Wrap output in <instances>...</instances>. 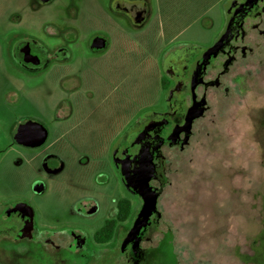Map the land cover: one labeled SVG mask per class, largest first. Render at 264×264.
<instances>
[{
  "label": "rangeland",
  "instance_id": "374dc122",
  "mask_svg": "<svg viewBox=\"0 0 264 264\" xmlns=\"http://www.w3.org/2000/svg\"><path fill=\"white\" fill-rule=\"evenodd\" d=\"M173 1L187 0H161V5L170 6ZM227 1H210L212 22H190L182 16L165 26L149 24L148 40L159 36L161 43H165L177 34L175 43L183 46L185 53L191 48L195 51L196 47H208L221 29L219 16ZM111 2L0 0V199L18 194L33 203L40 199L44 191L34 187L35 173L28 164L41 162L45 155L32 160L30 157L35 154L24 153L23 159L13 149L9 134L20 119L35 116L49 126L48 143L57 140L62 131L60 124L55 125L57 116L63 113L66 85L78 89L74 98L76 117L71 118L70 124L88 114V121L99 120L116 97L118 108L121 104L123 107L119 99L128 95L133 101L128 107L136 109L157 96V70L139 63L146 52L134 44V34L141 29L131 22L119 23ZM187 5L191 12L199 8L195 0H189ZM118 23L122 30L117 29ZM25 35L46 43L53 39L63 41L51 42L54 45L67 44L79 77L75 73L61 84L56 72L28 75L19 69L10 54ZM98 35H105L110 41V53L104 59H93L99 48H92L91 41ZM248 39L253 46L246 58L240 52L226 73L219 68L206 76L214 78L219 71L220 83L208 89L207 108L195 121L189 141L165 151L164 184L161 187L156 182L161 187L159 217L150 233L140 240L142 248H151L148 254L152 253L155 264H264V21ZM66 66L70 71L73 69ZM68 73L67 70L64 75ZM116 84H119L116 93L100 106ZM176 84L171 81L172 88ZM85 88L96 89L98 98L85 99ZM172 91L160 92L158 103L143 111L148 125L164 123L165 112L172 107ZM58 146L69 161L70 173L73 171L68 178L76 186L69 183V187L56 193L60 200L53 195L41 204L40 208L49 211L42 222L56 227L78 226L86 236L85 247L70 253L64 264H130L125 255L130 248L125 247L127 235L142 200L126 190L115 168L120 164L113 163L115 155L85 154L76 162V157L66 153L61 142ZM122 196L132 198L133 216L119 224L113 241L104 245L95 243L93 233L103 220L116 216V203ZM78 199L85 209L96 212L71 213L70 210L78 208ZM63 210L68 212L59 215L57 211ZM36 248V244L29 243L22 251L0 250V264H32V261L36 264ZM133 252L140 256L137 248Z\"/></svg>",
  "mask_w": 264,
  "mask_h": 264
},
{
  "label": "flooded vegetation",
  "instance_id": "af4514ba",
  "mask_svg": "<svg viewBox=\"0 0 264 264\" xmlns=\"http://www.w3.org/2000/svg\"><path fill=\"white\" fill-rule=\"evenodd\" d=\"M195 1L199 8L193 12L187 5L189 0L183 3L173 1L172 5L165 7H162L161 0H112L111 8L114 16L119 18V23L165 26L178 21L182 16L189 18L190 22H212V6L209 5L211 0ZM219 21L221 29L208 47H196L195 51L190 47L191 50L185 53L183 46L173 42L158 51L160 66L168 82L165 84V91L173 90L174 98L170 111L165 112L166 120L158 125H148L145 120L135 124V127L125 133L120 146L112 148L110 152L115 155L114 165L120 164V167L115 168L120 172L126 190L139 195L142 205L143 184H149L159 196L165 179L166 149L172 145L181 147L189 141L195 121L203 116L207 108L208 89L211 85L220 83L219 71L214 78L206 79L209 71L221 68L226 73L237 61L240 52L242 58L247 57L248 49L253 46L248 39L250 33L253 29L260 28L264 21V0H228L222 8ZM98 37L105 35L94 38ZM177 37L176 34L172 38ZM51 42L63 41L53 39ZM51 42L46 43L37 37L25 35L15 43L10 58L28 75L56 72L60 74L62 84L67 78L64 74L68 70L66 64L71 49L67 44L54 45ZM173 59L174 63L171 62ZM74 74L79 77L78 71ZM173 80L177 84L172 88ZM201 85L203 87L199 89ZM61 103L62 100L60 105ZM39 131L42 132L40 138ZM48 133V124L35 116H25L10 130L12 147L23 159L24 153L35 154L30 157L32 160L45 155L41 162L28 164L35 173L34 187L44 192L34 203L20 194L0 199V250L22 251L29 243H34L38 247L35 249L36 264H64L70 253L75 254L85 247L86 236L78 226L56 227L42 222V218L48 216L49 211L40 208L41 204L46 203L53 195L60 200L61 196L56 193L69 187V183L72 184L68 176L73 175V171L70 173L69 161L58 146L60 140L48 143ZM156 182H160L161 187H157ZM77 202L78 208L70 210L71 213L89 215L96 212L94 209H85L81 199ZM117 204L118 202L116 207ZM57 212L60 215L68 211ZM157 215L156 208L148 222L140 227L137 237L142 239L150 233L156 225ZM127 246L130 248H127L125 255L130 264H155L152 253L148 254L151 248H142L140 242L136 243L134 240L127 242L125 247ZM135 248L140 251V256L133 252Z\"/></svg>",
  "mask_w": 264,
  "mask_h": 264
},
{
  "label": "crops",
  "instance_id": "0c3cea01",
  "mask_svg": "<svg viewBox=\"0 0 264 264\" xmlns=\"http://www.w3.org/2000/svg\"><path fill=\"white\" fill-rule=\"evenodd\" d=\"M148 24H134V27L139 30L134 34L136 39L134 44L139 45L142 47L146 55H144L141 60L139 61L140 64H146L147 68H152L154 66L155 70H157L156 76L159 82L158 87V94L157 96L152 99L150 103H147L139 108H134L133 106L128 107L127 104H132V97H128V95L124 96L122 99H119L121 103L123 102L120 108H118V104L115 103L117 101V97L102 111L103 113L100 114L101 118L99 120H89L90 114L86 117H82L81 120L77 121L75 124H70L71 118L75 115L76 107L74 105V98L75 94L78 92V89L72 88L69 85H66L65 88V95L66 99L64 103H62L63 113L57 116V124L55 125L58 127L60 124L61 131L56 139H59L61 142L62 147L66 151V153H70L74 155L75 161L80 159L81 155L85 154H106L110 153L112 148L119 147L122 139L125 136V133L132 127H135V124L142 122L144 119V115L142 114L143 111L147 108L150 109L154 107L159 100V93L165 92V74L160 66V59L158 51L162 48L168 46L169 44L176 41L177 38H171V40L166 41L165 43H161L159 36L153 40H148L149 37V26ZM117 29L122 30V26L119 24L117 25ZM138 31V30H137ZM105 39V45L99 49H95L94 57L101 59L103 57L106 58L107 54L110 53V41L107 36L101 37ZM93 40L91 41V47L96 48L93 46ZM127 42V40L125 41ZM132 42V41H131ZM133 44V42H132ZM109 48V50H108ZM159 48V50H158ZM124 54L127 56L128 52L124 51ZM96 58V59H97ZM73 56L70 54L68 57L67 65L69 67H73V69H68L69 76H73L74 72H76L75 64L73 62ZM119 84L115 85L114 90L105 96L99 103L100 106H103L107 103V101L111 98L112 93H116L117 87ZM83 94L85 99H94L98 98L96 89L85 88L83 90ZM84 99V100H85ZM115 103V108H112L111 104ZM64 104V105H63ZM99 117V116H98ZM123 120V123H121ZM118 123L119 124L118 126ZM65 127V128H64ZM58 131V130H57Z\"/></svg>",
  "mask_w": 264,
  "mask_h": 264
},
{
  "label": "trees",
  "instance_id": "16d2710c",
  "mask_svg": "<svg viewBox=\"0 0 264 264\" xmlns=\"http://www.w3.org/2000/svg\"><path fill=\"white\" fill-rule=\"evenodd\" d=\"M165 84L168 82L165 79ZM134 213L133 200L128 196H122L118 200L117 214L115 217L103 220L101 226L93 233L95 243L104 245L114 240L120 223L128 221ZM159 215H157L158 219Z\"/></svg>",
  "mask_w": 264,
  "mask_h": 264
},
{
  "label": "water",
  "instance_id": "95a60500",
  "mask_svg": "<svg viewBox=\"0 0 264 264\" xmlns=\"http://www.w3.org/2000/svg\"><path fill=\"white\" fill-rule=\"evenodd\" d=\"M92 43L94 47L101 48L105 45V39L101 37L94 38ZM40 132L41 131H39L38 135L39 138L42 136V132ZM141 195L143 198V205L138 218L136 219L130 231L128 232V242L133 240L136 241V243L140 242L141 238L137 237L139 234V229L142 225H145L148 222L153 211L157 208V192L149 184H143L141 188Z\"/></svg>",
  "mask_w": 264,
  "mask_h": 264
}]
</instances>
